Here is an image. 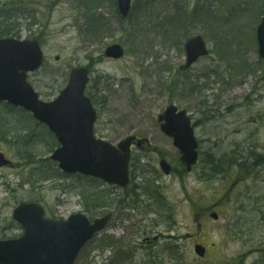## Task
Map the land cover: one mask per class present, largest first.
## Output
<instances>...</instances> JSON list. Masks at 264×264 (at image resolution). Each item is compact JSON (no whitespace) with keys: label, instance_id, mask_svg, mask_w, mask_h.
Segmentation results:
<instances>
[{"label":"rangeland","instance_id":"1","mask_svg":"<svg viewBox=\"0 0 264 264\" xmlns=\"http://www.w3.org/2000/svg\"><path fill=\"white\" fill-rule=\"evenodd\" d=\"M0 6L35 16L19 20L36 22L32 30L6 38L42 47V68L29 76L41 99L52 102L74 68H87L96 137L114 145L131 135L149 142L133 153L125 190L65 177L51 160L57 141L52 146L50 132L0 104V120L9 122H0V130L16 125L27 146L21 154L14 143H0L13 164L0 168V240L22 236L13 212L37 201L57 221L113 214L75 264H264V60L256 36L264 0H132L124 21L116 0H0ZM195 37L209 54L185 69V45ZM115 45L125 51L120 60L106 57ZM171 105L185 110L195 128L199 167L191 173L160 130L159 117ZM162 159L172 168L168 176ZM210 162L222 166L213 179L206 175ZM89 196L104 207L89 211ZM198 244L204 257L194 252Z\"/></svg>","mask_w":264,"mask_h":264},{"label":"water","instance_id":"2","mask_svg":"<svg viewBox=\"0 0 264 264\" xmlns=\"http://www.w3.org/2000/svg\"><path fill=\"white\" fill-rule=\"evenodd\" d=\"M131 7L132 0H118L122 19L128 17ZM259 26V57L264 60V17ZM185 50L187 69L200 57L208 55L201 37L190 40ZM105 54L114 60L125 55L120 45L109 47ZM43 60L42 48L36 41L0 40V103L30 112L36 121L51 131L59 142L51 159L58 163L63 173L90 176L109 185L127 188L130 185V148L136 138L129 137L117 146L95 138L97 113L85 95L89 82L85 68L73 69L68 84L53 102L42 101L28 77L41 69ZM161 122L162 131L174 139L173 144L180 151L182 165L191 172L199 156L186 112L178 113V109L171 106L160 117ZM8 164L4 154H0V168ZM161 168L166 175L172 169L166 161H162ZM12 218L25 233L17 240L0 241V264H75L81 250L106 227L111 216L90 223L85 215L80 214L67 221L54 222L45 218L44 209L38 203H26L15 209ZM212 218L218 220L215 214ZM195 252L198 257L206 254L200 245Z\"/></svg>","mask_w":264,"mask_h":264},{"label":"trees","instance_id":"3","mask_svg":"<svg viewBox=\"0 0 264 264\" xmlns=\"http://www.w3.org/2000/svg\"><path fill=\"white\" fill-rule=\"evenodd\" d=\"M10 5L16 6L15 3H11ZM29 16H30V18H29ZM0 18H1L0 19V39L1 38H6V36H8V35L17 36L18 37L19 35L17 33H18V30L20 28H25V29H27L29 31V30H32L33 27L36 26V24H37L36 22H28V26H20L19 25V20H24V21H28V19L35 20L34 14H30V13L25 14V11H23V10L22 11H18V10L17 11H13V10L11 11L9 9L3 10L2 12H0ZM97 19H98V15L97 14H93V20H97ZM95 27H96V24H95ZM93 91H95V89ZM92 101L94 103L96 101V98L95 97L92 98ZM9 110L12 111V112L18 113L21 116L24 115L25 116V121L29 122V126L30 127H33V119H32L31 116L25 115L26 112L18 111V110H15L13 108H9ZM0 122H2L4 124L9 123V122H6V121H1V120H0ZM12 126H13L12 128H9L6 131H3L2 129L0 130V133H2V136L0 137V143H2V142L9 143V144L14 143V145L16 147H18L20 153L24 154L22 149H23V147L27 148L26 144L22 143L23 140H24L23 139L24 137L23 138L20 137V134H18V132H19L18 127H15L16 125H12ZM48 134L50 135V133H48ZM53 140L54 139L50 140L51 144H53L52 146H54V144L56 142V141L54 142ZM26 153L28 154L29 152L26 151ZM214 172H213L212 175L208 174V177H212L213 178L214 176H216V175H214V174H216V170ZM82 179H84V178H82ZM89 181H93V180L90 179ZM150 187L147 190L152 195L153 200L157 202V204H155V205L157 207H160V205H158V203L162 204V200L160 199V197L158 195V190H156L154 187H151V188ZM93 196H98V195H93ZM138 196L135 195V197L137 199H138ZM87 199H88V202H89L88 203L89 205L87 204V209L89 211L90 210L101 209V207H104V205H105V203H103L101 201L97 202V201L100 200V198H95V199L92 200V196H89ZM123 203L124 202L121 201L118 204L122 205ZM161 207H162V205H161ZM159 209H160L161 212H163L164 208L163 209L159 208ZM85 211H86V209H85ZM158 214H159V212H158ZM159 217H161V216H159ZM167 218L169 219L170 216L167 215Z\"/></svg>","mask_w":264,"mask_h":264},{"label":"flooded vegetation","instance_id":"4","mask_svg":"<svg viewBox=\"0 0 264 264\" xmlns=\"http://www.w3.org/2000/svg\"><path fill=\"white\" fill-rule=\"evenodd\" d=\"M116 4H117V0H116ZM132 11V10H131ZM119 12V11H118ZM131 13V12H130ZM159 126H160V130H161V132L164 134V132L162 131V126H161V123H160V117H159ZM132 136V135H131ZM135 138H137V141H135L133 144H132V146H131V148H132V150H131V157H132V155H133V153L136 151V149H141V147H143L144 145L145 146H149V142L148 143H146V144H142V145H140V146H138V141L140 140V138H138L136 135H133ZM164 136H166L165 134H164ZM168 137V136H167ZM169 138V137H168ZM197 144H198V141H197ZM162 161H164V160H162ZM167 162V161H166ZM168 163V162H167ZM180 163H181V158H180ZM227 163V162H226ZM161 165V164H160ZM223 165H225V163L223 164ZM209 166H210V168H209V171L208 172H206V175H207V177H208V174L209 175H212L213 174V172L216 170V174H219V172L221 171L222 172V166H220V165H218L217 163H216V165L215 166H211V162H210V164H209ZM198 167H199V163H198ZM131 168H132V164H131V166H130V170H131ZM217 168V169H216ZM195 169V168H194ZM132 171L133 170H131V172H130V178H131V174H132ZM171 172H172V169H171ZM170 172V173H171ZM220 172V173H221ZM187 173H188V171H187ZM215 173V172H214ZM216 174H214V175H216ZM209 178H212V177H209ZM213 178H215V176L213 177ZM212 178V179H213ZM197 225H198V231H199V233L200 234H203V231H204V228H203V224L201 223V222H198L197 223Z\"/></svg>","mask_w":264,"mask_h":264}]
</instances>
